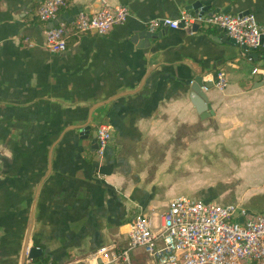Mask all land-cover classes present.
I'll return each mask as SVG.
<instances>
[{
	"label": "crops",
	"instance_id": "1",
	"mask_svg": "<svg viewBox=\"0 0 264 264\" xmlns=\"http://www.w3.org/2000/svg\"><path fill=\"white\" fill-rule=\"evenodd\" d=\"M105 1L129 9L125 24L52 53L43 0H0V264H23L25 246L54 264H95L103 247L125 243L136 216L179 196L264 212V81L251 74L264 60L217 27L132 42L197 1L207 14H251L264 26V0ZM100 7L68 0L58 20ZM199 75L213 83L205 114L191 102ZM101 122L113 138L99 156Z\"/></svg>",
	"mask_w": 264,
	"mask_h": 264
},
{
	"label": "built area",
	"instance_id": "2",
	"mask_svg": "<svg viewBox=\"0 0 264 264\" xmlns=\"http://www.w3.org/2000/svg\"><path fill=\"white\" fill-rule=\"evenodd\" d=\"M100 3L95 12H80L71 23L59 22L46 28V49L63 53L69 39L87 34L106 35L130 17L126 6H113L105 0ZM67 5L68 0H43L38 17L45 24L53 23ZM194 26L217 27L237 45L253 50L259 49L264 39V26L251 14H207L203 10H185L177 19L152 20L148 31L158 32L165 27L190 30ZM251 74L260 75L264 81V69L254 67ZM226 81L224 72H220L216 86L224 89ZM112 138L110 125L101 122L96 126L99 156ZM126 235L125 243L103 247L95 264H264V212H251L237 204L220 205L179 196L162 213L136 216L128 224ZM99 258L102 262H97ZM27 261L34 264L32 259Z\"/></svg>",
	"mask_w": 264,
	"mask_h": 264
},
{
	"label": "water",
	"instance_id": "3",
	"mask_svg": "<svg viewBox=\"0 0 264 264\" xmlns=\"http://www.w3.org/2000/svg\"><path fill=\"white\" fill-rule=\"evenodd\" d=\"M200 8H202V4L201 2L197 1V2L190 4L186 9L190 12L197 13ZM223 13H229V10H224ZM243 15H246V14H243ZM60 21L61 20L55 21L54 23L51 24L50 27L53 28L54 26H57ZM164 29H165V32L169 30L167 27H165ZM198 30H199V27L194 26L188 31L191 33V32H197ZM162 36L163 35L161 32L142 31L133 36L132 42L138 44L139 47H144V45L148 47L150 46V43L152 41L159 40L162 38ZM230 42L236 44L233 39H230ZM260 45L261 47L257 50L243 47L245 50L252 51V53L249 54V57L255 58L256 62L264 60V39L261 40ZM212 87H213V83L204 82L203 76L201 75L195 78L193 84L190 87V90L192 93L191 102L200 114H205L210 110L209 105H208V98H207L206 92L203 89L209 90ZM86 129L88 130L89 128H86ZM42 255H43V252L40 248L38 247L28 248V246H25L24 255H23L24 256L23 264L26 263L27 258L35 260L36 258H39Z\"/></svg>",
	"mask_w": 264,
	"mask_h": 264
},
{
	"label": "trees",
	"instance_id": "4",
	"mask_svg": "<svg viewBox=\"0 0 264 264\" xmlns=\"http://www.w3.org/2000/svg\"><path fill=\"white\" fill-rule=\"evenodd\" d=\"M53 262H51L50 259L44 255L33 260L34 264H54Z\"/></svg>",
	"mask_w": 264,
	"mask_h": 264
},
{
	"label": "rangeland",
	"instance_id": "5",
	"mask_svg": "<svg viewBox=\"0 0 264 264\" xmlns=\"http://www.w3.org/2000/svg\"><path fill=\"white\" fill-rule=\"evenodd\" d=\"M242 190V189H241Z\"/></svg>",
	"mask_w": 264,
	"mask_h": 264
}]
</instances>
